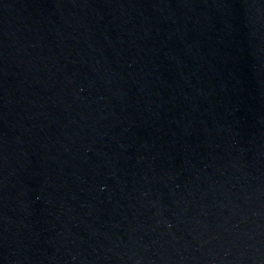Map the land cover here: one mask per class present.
I'll return each mask as SVG.
<instances>
[{"label":"water","instance_id":"obj_1","mask_svg":"<svg viewBox=\"0 0 264 264\" xmlns=\"http://www.w3.org/2000/svg\"><path fill=\"white\" fill-rule=\"evenodd\" d=\"M0 264H264V0H0Z\"/></svg>","mask_w":264,"mask_h":264}]
</instances>
